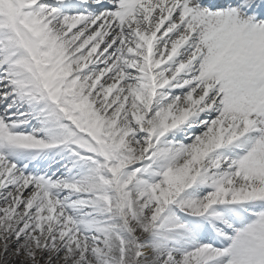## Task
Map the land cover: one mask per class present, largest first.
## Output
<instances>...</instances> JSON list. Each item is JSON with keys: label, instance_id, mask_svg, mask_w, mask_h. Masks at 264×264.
<instances>
[{"label": "snow or ice", "instance_id": "6c2138e0", "mask_svg": "<svg viewBox=\"0 0 264 264\" xmlns=\"http://www.w3.org/2000/svg\"><path fill=\"white\" fill-rule=\"evenodd\" d=\"M0 264H264V0H0Z\"/></svg>", "mask_w": 264, "mask_h": 264}]
</instances>
